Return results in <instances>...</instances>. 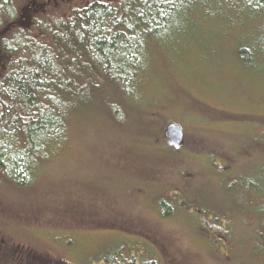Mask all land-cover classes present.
Returning <instances> with one entry per match:
<instances>
[{
  "label": "rangeland",
  "instance_id": "374dc122",
  "mask_svg": "<svg viewBox=\"0 0 264 264\" xmlns=\"http://www.w3.org/2000/svg\"><path fill=\"white\" fill-rule=\"evenodd\" d=\"M49 3L12 5L27 23ZM190 17L186 32L148 43L137 95L127 98L132 115L115 124L78 114L29 186L0 188V240L12 252L3 264H35L30 256L36 264H264L263 214L252 199L264 188V55L252 45L259 20L246 19L243 30ZM246 43L250 63L238 57ZM168 123L183 130L177 150L161 139ZM195 196L202 206L188 208ZM195 214L227 217L230 229L217 222L197 234ZM149 236L161 254L139 250L152 249ZM121 246L123 256L106 255Z\"/></svg>",
  "mask_w": 264,
  "mask_h": 264
},
{
  "label": "trees",
  "instance_id": "16d2710c",
  "mask_svg": "<svg viewBox=\"0 0 264 264\" xmlns=\"http://www.w3.org/2000/svg\"><path fill=\"white\" fill-rule=\"evenodd\" d=\"M50 2L27 23H18L13 0H0V188L8 191L30 185L78 114L99 113L115 124H122L121 114L132 115L127 98L137 95L148 43L186 32L193 11L214 23L227 21L226 29L236 24L245 30L246 19L257 18L259 38L252 45L264 55V0ZM237 51L241 61L254 58L247 43ZM260 191L262 196L252 199L263 214L264 239V188ZM198 197L186 206H202ZM3 243L0 264L12 259Z\"/></svg>",
  "mask_w": 264,
  "mask_h": 264
},
{
  "label": "flooded vegetation",
  "instance_id": "af4514ba",
  "mask_svg": "<svg viewBox=\"0 0 264 264\" xmlns=\"http://www.w3.org/2000/svg\"><path fill=\"white\" fill-rule=\"evenodd\" d=\"M240 194H242V191L240 192ZM196 214L198 215V212L197 211H196ZM196 214L194 216L198 220V223L195 225V222H194V225L195 226H198L199 225V222H200L199 221L200 220V217L199 216H196ZM226 215L227 214H224V216H226ZM228 220L229 219L227 217L222 218V217L216 216V219H214V220L211 221V225L212 224H215L217 222H220L221 224H218V225L221 226L223 228L224 232H225V231H227V230L230 229V228L225 227V225L229 223ZM208 224H209V222H207V224L204 227H207ZM204 227H203V229H205ZM198 233H200V231ZM154 240L156 242V239L153 236H149V239H147V242L152 247V249H149L147 247H143L142 250H144V252L146 251L148 253H151L153 251L154 253L161 254L160 249H159L160 244L158 242L155 243ZM122 250L123 249H120L119 250L117 248L116 249L115 248H112L110 250V254H116V255L119 254V255H121L122 254ZM9 251H11V250H9ZM30 257L33 260V257L32 256H30ZM29 264H31V263L29 262Z\"/></svg>",
  "mask_w": 264,
  "mask_h": 264
},
{
  "label": "water",
  "instance_id": "95a60500",
  "mask_svg": "<svg viewBox=\"0 0 264 264\" xmlns=\"http://www.w3.org/2000/svg\"><path fill=\"white\" fill-rule=\"evenodd\" d=\"M162 136L169 147L177 149L183 142V133L179 126L174 124L166 125Z\"/></svg>",
  "mask_w": 264,
  "mask_h": 264
}]
</instances>
